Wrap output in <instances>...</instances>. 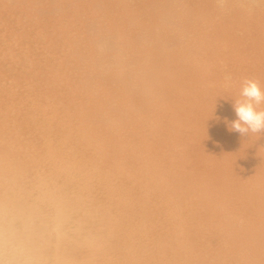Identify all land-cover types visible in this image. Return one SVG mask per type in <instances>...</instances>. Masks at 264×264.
Listing matches in <instances>:
<instances>
[{"label":"rangeland","instance_id":"rangeland-1","mask_svg":"<svg viewBox=\"0 0 264 264\" xmlns=\"http://www.w3.org/2000/svg\"><path fill=\"white\" fill-rule=\"evenodd\" d=\"M220 1L0 0V264H264V0Z\"/></svg>","mask_w":264,"mask_h":264},{"label":"clouds","instance_id":"clouds-1","mask_svg":"<svg viewBox=\"0 0 264 264\" xmlns=\"http://www.w3.org/2000/svg\"><path fill=\"white\" fill-rule=\"evenodd\" d=\"M264 103V89L252 79H244L241 83L240 97L232 104L235 119L226 121L229 131L241 136L248 132H264V109L259 106Z\"/></svg>","mask_w":264,"mask_h":264},{"label":"bare ground","instance_id":"bare-ground-1","mask_svg":"<svg viewBox=\"0 0 264 264\" xmlns=\"http://www.w3.org/2000/svg\"><path fill=\"white\" fill-rule=\"evenodd\" d=\"M219 1H220V0H219ZM250 1H252V0H250ZM254 1H255V0H254ZM220 2H222V1H220ZM220 2H219V3H220ZM254 3L257 4V1L254 2ZM220 4H221V3H220ZM247 6H248V5H247ZM250 10H251V9H250ZM163 12H165V11H163ZM166 12H167V11H166ZM168 13H169V12H168ZM168 13H167V15H168ZM163 15H165V14L163 13ZM163 15H161V16H163ZM165 16H166V15H165ZM172 17H173V16H172ZM160 18H161V17H160ZM155 19H156V18H155ZM165 19L167 20L168 18H165ZM176 19H177V18H176ZM157 20H158V19H157ZM166 20H165V21H166ZM173 20H174V19H172V23L176 26V23H174L175 21L173 22ZM158 21H161V20H158ZM166 22H168V21H166ZM170 22H171V21H170ZM178 23H179V22H178ZM126 25H127V24H126ZM130 26H131V25H130ZM148 27H149V26H148ZM173 28H174V27H173ZM178 28H180V27H178ZM146 29H147V28H146ZM180 29H181V28H180ZM172 30H173V29H172ZM181 30H182V29H181ZM154 33H155V32H154ZM122 36H123V35H122ZM173 37H175V35H174ZM124 38H125V37H124ZM137 38H138V37H137ZM101 39H102V38H101ZM125 39H126V38H125ZM125 42H126V41H125ZM132 42H133V41H132ZM129 43H131V42H129ZM126 44H127V43H126ZM132 44H133V43H132ZM205 45H206V43H205ZM160 48H162V47H160ZM163 50H166V49H163ZM101 52H102V51H101ZM192 52H193V51H192ZM192 52H191V53H192ZM187 53H188V52H187ZM189 53H190V52H189ZM196 53H197V52H196ZM154 55H155V54H154ZM194 55H195V54H194ZM159 56H160V55H159ZM181 58H183V57H181ZM181 58H180V59H181ZM174 59H175V58H174ZM178 59H179V58H178ZM180 59H179V60H180ZM184 59H185V58H184ZM180 61H181V60H180ZM185 61H186V59H185ZM185 61H184V62H185ZM175 62H176V61H175ZM184 62H183V63H184ZM139 63H140V62H139ZM141 63H142V62H141ZM95 66H96V65H95ZM154 66H155V65H154ZM140 67H141V65H140ZM145 67H146V66H145ZM155 67H156V66H155ZM166 68H167V67H166ZM166 68H163V69L165 70ZM142 69H143V68H142ZM148 69H149V68H148ZM159 70H160V69H159ZM161 70H162V69H161ZM167 70H168V68H167ZM186 70H187V69H186ZM160 72H161V71H160ZM163 72H164V71H163ZM165 73H166V71H165ZM160 74H161V73H160ZM137 78H138V77H137ZM142 78H143V76H142ZM145 78H146V77H145ZM145 78L142 79V80H146ZM147 78H148V77H147ZM159 78H160V77H159ZM162 78H163V76H162ZM167 78H168V76H167ZM167 78H166V79H167ZM163 79H165V78H163ZM139 80H141V79L139 78ZM139 80H138V82H139ZM150 80H151V79H150ZM148 81H149V80H148ZM140 82H144V81H140ZM140 82H139V84H140ZM146 82H147V81H146ZM154 82H155V81H154ZM192 82H193V81H192ZM144 83H145V82H144ZM147 83H148V82H147ZM134 84H135V83H134ZM137 84H138V83H137ZM145 84H146V83H145ZM145 84H144V86H146ZM149 84H150V82H149ZM172 84H173V83H172ZM172 84H171V85H172ZM222 84H223V83H222ZM141 85H142V84H141ZM147 85H148V84H147ZM191 85H192V84H191ZM223 85H224V84H223ZM135 86H136V85H135ZM138 86H139V85H138ZM128 87H129V86H128ZM136 87H137V86H136ZM160 87H161V86H160ZM145 88H146V87H145ZM145 88H143V91L145 90ZM179 88H180V87H179ZM195 88H196V87H194V89H195ZM136 89H138V87H137ZM147 89H148V88H147ZM173 89H174V88H173ZM185 89H186V88H185ZM187 89H189V88H187ZM165 90H166V89H165ZM169 90H170V89H169ZM169 90H168V91H169ZM174 90H175V89H174ZM180 90H181V89H180ZM134 91H135V90H134ZM143 91H142V93H141V92H140V93H141V94H144V93L146 92V91H145V92H143ZM148 91H149V89H148ZM148 91H147V93H149ZM168 91H167V92H168ZM188 91H189V90H188ZM129 92H130V91H129ZM186 92H187V91H186ZM153 93H154V92H153ZM189 93H190V92H189ZM151 94H152V93H151ZM166 94H167V93H166ZM187 94H188V93H187ZM187 94H186V95H187ZM144 95H146V94H144ZM144 95H143V96H144ZM149 95H150V94H149ZM177 95H178V94H177ZM189 96H190V94H189ZM191 96H192V95H191ZM202 96H203V95H202ZM147 97H148V96H147ZM149 97H150V96H149ZM163 97H165V96L163 95ZM180 97H181V96H180ZM185 97H186V96H185ZM203 97L205 98V96H203ZM150 98H151V97H150ZM204 98H203V99H204ZM188 99H189V98H188ZM190 99H191V98H190ZM199 99H201V98H199ZM199 99H198V100H199ZM206 99H207V98H206ZM238 99H239V98H238ZM138 100H139V99H138ZM191 101H192V100H191ZM193 101H194V100H193ZM161 102H162V101H161ZM168 102H169V101H168ZM177 102H178V101H177ZM199 102H200V101H199ZM202 102H203V101H202ZM207 102H208V101H207ZM188 105H189V104H188ZM211 105H212V103H211ZM221 105H222V104H221ZM164 106H165V105H164ZM190 106H191V105H190ZM207 106H208V105H207ZM187 107H188V106H187ZM193 107H194V106H193ZM167 111H168V110H167ZM189 112H190V111H189ZM197 112H198V111H197ZM201 112H202V111H201ZM119 113H120V112H119ZM199 114H200V113H199ZM184 116H185V115H184ZM198 123H199V122H198Z\"/></svg>","mask_w":264,"mask_h":264}]
</instances>
